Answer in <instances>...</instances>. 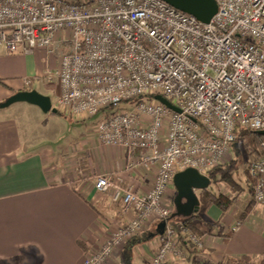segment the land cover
<instances>
[{"label": "built area", "instance_id": "obj_1", "mask_svg": "<svg viewBox=\"0 0 264 264\" xmlns=\"http://www.w3.org/2000/svg\"><path fill=\"white\" fill-rule=\"evenodd\" d=\"M215 1L217 13L202 23L163 0H0V48L51 53L68 44L56 72L60 107L77 119L101 115L97 139L123 147L128 170L155 174L147 192L97 176L96 191L132 218L84 264H103L151 221L169 218L178 172L208 176L231 160L238 128L264 131V0ZM127 101L137 104L108 111ZM260 147L248 175L264 206V140ZM203 246L183 222L167 224L151 264H174Z\"/></svg>", "mask_w": 264, "mask_h": 264}, {"label": "crops", "instance_id": "obj_2", "mask_svg": "<svg viewBox=\"0 0 264 264\" xmlns=\"http://www.w3.org/2000/svg\"><path fill=\"white\" fill-rule=\"evenodd\" d=\"M31 54H8L0 48V103L31 90L32 78L38 76L25 59ZM17 104L0 109V264H84L86 256L101 249L113 234L119 217L109 204H119L109 194V200L98 199L85 184L70 185L67 172L54 165L51 151L29 150L28 129L18 118L26 107ZM87 141L89 173H112L135 183L140 192L152 188L154 172L128 170L123 147L110 146L100 153L93 150L95 142ZM201 204L203 216L190 228L203 238L204 246L175 258L174 264H223L242 257L258 263L264 258V206L252 194L248 200H236L227 212L210 200ZM237 222L241 225L232 231ZM160 224L147 226L141 234L149 235L131 242L133 264H151ZM120 254L116 250L108 264H118Z\"/></svg>", "mask_w": 264, "mask_h": 264}, {"label": "rangeland", "instance_id": "obj_3", "mask_svg": "<svg viewBox=\"0 0 264 264\" xmlns=\"http://www.w3.org/2000/svg\"><path fill=\"white\" fill-rule=\"evenodd\" d=\"M69 49L70 46L68 44L56 42V44L51 47V53H48L47 49H38L31 55H25L26 62H28L31 68L34 67V70H36L38 75L32 78L33 85L30 87L31 90H37L41 94L51 98L53 108L57 109L59 113H45L39 107L28 103H23L24 105L17 104L14 106L26 107V109L19 112L18 118L21 121L22 126L25 127L24 129H28L26 135L29 138V150L44 149L51 151L53 157L56 158L54 159V165L62 167L67 172L69 176L67 179L70 185H73L72 182L85 184L91 192L98 196V199L101 198V200L103 199L104 201L109 200L110 197L108 195L102 194L95 189V180L97 176L107 173H89L85 166V162H87L86 158L88 156L86 149L90 146L87 141L88 139L95 142L94 151L102 153L108 151V148L110 147L101 143L95 135L96 121L101 115L93 119H77L74 118L73 115L68 114L67 111L63 110L59 104L61 87L57 80L56 72L59 67L60 57ZM136 104V101H127L111 107L108 111L111 113L129 111ZM231 150V160L224 166H228L233 160H236L235 165L237 169L232 171L230 175L232 176V180L238 184L237 187H235V189L230 188L229 183L221 180V177H218L217 179L212 180L211 185L207 190L197 191L201 203L205 204L206 191L217 195L224 194L231 199L236 198L238 201L249 199V188L251 187L252 182L248 178V169L251 162L254 160L250 154V152H252L251 142H247L245 139L237 140L231 147ZM175 196L176 189H174L170 196L171 207L173 210V200ZM109 206L114 209L115 213L113 214H116L119 217L116 221L117 227L113 230L114 234L121 228L124 222L127 220L130 221L132 217L125 216L118 205L114 206L110 203ZM203 210L204 205L201 204L200 211L197 213L199 217H197L195 221L203 216ZM103 216L105 215L103 214ZM156 221L160 222L161 220L156 218L151 221L148 226ZM145 228H147V225L144 229ZM155 230L156 226H153L151 232H155ZM110 237H108V239ZM127 243L123 245V248ZM123 248L121 247V252ZM110 258H113V256ZM108 263L109 259L103 264Z\"/></svg>", "mask_w": 264, "mask_h": 264}, {"label": "water", "instance_id": "obj_4", "mask_svg": "<svg viewBox=\"0 0 264 264\" xmlns=\"http://www.w3.org/2000/svg\"><path fill=\"white\" fill-rule=\"evenodd\" d=\"M176 9L196 17L202 23H210L218 11V5L215 0H163ZM157 99L166 104L168 107L175 109L169 101L162 96ZM17 103H28L39 107L43 112L58 113L53 108L51 98L38 92L37 90L19 91L0 103V109L10 107ZM264 136V131L259 132ZM211 178L201 174L195 168H187L178 172L174 176V186L176 196L173 200L174 211L165 221L159 225L158 233L163 234L168 222L174 219H189L200 210V199L197 191H205L211 185Z\"/></svg>", "mask_w": 264, "mask_h": 264}, {"label": "trees", "instance_id": "obj_5", "mask_svg": "<svg viewBox=\"0 0 264 264\" xmlns=\"http://www.w3.org/2000/svg\"><path fill=\"white\" fill-rule=\"evenodd\" d=\"M0 83H2V82L0 81ZM240 139H245L247 142H251L252 152H250V154L254 160H256L258 157L263 155V150L260 147V143L262 140H264V136L261 135L259 132H255V131L240 127L237 130V140H240ZM235 163H236V160H233L232 163L228 166H219V167L215 168L214 170H212L211 172H209L208 176L211 178V180H215L218 177H221V180H224L227 183H229L230 188L235 189V187H237L238 184L234 180H232V176L230 175L232 171L237 169ZM248 178L252 182L251 187L249 188V192H250V194H253L254 180H252L250 178V176ZM205 193H206L205 199L213 202L215 205L220 207L224 212H227L231 208V206L234 204V202L237 200L236 198L231 199L224 194L217 195V194H214V193H211L208 191H206ZM197 217H198V215H194L193 217H191L189 219H183V220L174 219V220L168 222V225H177V223L183 222L185 225L193 228V221ZM138 235L145 237V236L149 235V233L148 232L143 233V234L139 233ZM135 238L130 240L126 244V246L122 249V252L120 254V261L118 264H133L134 255L132 252L133 248H132L131 242ZM82 246L86 249V247L84 245H82ZM223 264H264V258L261 261H259L258 263L253 262L248 257L228 259Z\"/></svg>", "mask_w": 264, "mask_h": 264}, {"label": "flooded vegetation", "instance_id": "obj_6", "mask_svg": "<svg viewBox=\"0 0 264 264\" xmlns=\"http://www.w3.org/2000/svg\"><path fill=\"white\" fill-rule=\"evenodd\" d=\"M195 215H197V213Z\"/></svg>", "mask_w": 264, "mask_h": 264}]
</instances>
